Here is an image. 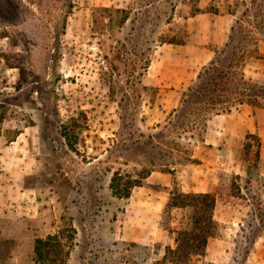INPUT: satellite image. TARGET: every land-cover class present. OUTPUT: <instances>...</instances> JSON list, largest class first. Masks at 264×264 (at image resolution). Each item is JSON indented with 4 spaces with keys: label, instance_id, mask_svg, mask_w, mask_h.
Segmentation results:
<instances>
[{
    "label": "rangeland",
    "instance_id": "1",
    "mask_svg": "<svg viewBox=\"0 0 264 264\" xmlns=\"http://www.w3.org/2000/svg\"><path fill=\"white\" fill-rule=\"evenodd\" d=\"M192 39L236 75L260 71L244 76L258 87L224 79L219 97H231L216 109L243 91L264 108V0H0V148L11 147L0 162L7 173L23 165L31 188L5 201L19 213L0 218V264H37L35 239L61 229L74 233L68 264H153L174 244L164 221L177 228L184 214L164 217L174 181L183 190L202 163L221 167L218 227L192 264H264V150L248 138L257 134L240 153L206 142L207 120L220 114L197 96L209 62L182 59L196 76L171 88L150 71L156 49L170 59ZM236 160L244 175L229 170ZM141 171L150 173L129 197L113 194L116 172Z\"/></svg>",
    "mask_w": 264,
    "mask_h": 264
},
{
    "label": "trees",
    "instance_id": "2",
    "mask_svg": "<svg viewBox=\"0 0 264 264\" xmlns=\"http://www.w3.org/2000/svg\"><path fill=\"white\" fill-rule=\"evenodd\" d=\"M228 45L229 42L224 44L222 53L225 52V47ZM229 62H231V60H229L227 64L219 66L218 58L214 57L209 64L198 73L197 77L200 83L196 85L199 88L197 96L199 100H204L211 109H216L217 104L227 101L231 97L227 96L228 98L225 100L219 97L220 94L218 92L220 90H227L226 87L223 88L221 85L224 79L239 83L249 82L251 84V81L244 77L243 71H240L238 75H236L235 71H231L233 65ZM251 85L258 87L257 83L252 82ZM260 90H264V88ZM245 94L244 91L242 93L240 92L238 97L234 96L236 99L230 104L224 105L222 109H216V113L231 112L233 106L239 103L247 102L255 105L258 101V97L256 95L251 96L250 94ZM64 136L68 145L73 147L74 143L71 141L69 134L65 132ZM250 137L254 138L256 146L259 148V137L256 135H248V138ZM249 146V143H247L246 147ZM149 173V171H141L137 177H133L129 174L122 175L116 172L111 178L110 188L116 196L129 197L131 189L135 186L142 185L143 179L147 178ZM175 184L174 181V187L170 190V196L164 208V217L170 219L173 209L182 210L184 214L177 228L171 227L168 222L164 221L165 228L169 233L173 234L174 244L167 245L162 257L155 260L153 264H192L195 257L202 256L206 253L209 238L215 233L218 227V222L215 219L217 196L212 192H186L179 189ZM240 188L239 186V189ZM257 216L260 217L261 215L257 214ZM262 222L263 218L260 217V223ZM70 230L72 229H68L67 235H65L63 229H61L56 233L48 234L46 237H37L34 241L36 263L68 264L67 257L69 248L74 239V233L70 232Z\"/></svg>",
    "mask_w": 264,
    "mask_h": 264
},
{
    "label": "crops",
    "instance_id": "3",
    "mask_svg": "<svg viewBox=\"0 0 264 264\" xmlns=\"http://www.w3.org/2000/svg\"><path fill=\"white\" fill-rule=\"evenodd\" d=\"M207 29L210 30L207 26L204 27L202 31L205 32ZM199 35H201L200 32ZM226 40L224 39L223 41L222 39L220 44L222 42L225 44ZM174 48L175 53L170 59H167L168 57L166 56L163 57L160 55L161 53L159 52V49H156L154 51L156 57L153 58L150 65V71L153 76L156 77L158 83L162 86L170 85V88L171 85L177 87V83H181L187 79L191 80L196 76V71H193V69L190 70L189 74L188 68L184 66L182 59L185 62L188 60L192 63V67L194 66L198 69L200 65L210 62L216 54V48H208L202 40L201 44H199L192 39L185 44L176 45ZM181 51L183 52V56L180 58L178 52ZM243 73L246 78L251 80H258L260 78V71L250 67H245ZM207 129L206 142L213 146L218 145L215 146L214 149L223 152L234 150V152L238 151L240 153L248 134L256 133L259 139L261 138L260 141H264V108H257L255 105L247 102L240 104L239 107L231 112L220 113L210 117L207 120ZM11 142H15V140H12ZM260 147L264 150V145H260ZM10 148V146H6L0 148V151H3V153L6 154ZM22 166L23 165L19 166L20 169L17 171V174L7 173V169L10 167L7 164L3 165L0 162V218L7 216L13 220L19 212H15V209H13L15 206L13 208L11 207V202L8 205L5 201L14 199L15 194L17 195L16 197L22 198L23 195L27 194V189H31L24 187L22 180L20 179V176L25 174ZM245 166L246 165L240 160H236L235 164L232 167H229V170L244 175ZM219 168H221L220 165L202 163L198 164L197 167H194L195 172L193 169L186 171V175L189 177L190 181L183 185V190L186 192H216L218 188L217 173ZM180 176L184 179L183 181L186 180L183 169L180 171ZM164 177L165 176L160 174L153 175V173L149 176L151 180L157 181H160ZM19 181L21 182L20 184L18 183ZM259 198L260 201L264 203V184L260 191ZM8 206H10V208H8ZM261 239L263 240V238Z\"/></svg>",
    "mask_w": 264,
    "mask_h": 264
}]
</instances>
